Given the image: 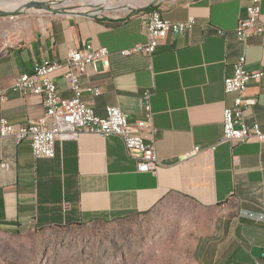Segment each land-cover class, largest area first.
I'll return each mask as SVG.
<instances>
[{
	"label": "crops",
	"instance_id": "1",
	"mask_svg": "<svg viewBox=\"0 0 264 264\" xmlns=\"http://www.w3.org/2000/svg\"><path fill=\"white\" fill-rule=\"evenodd\" d=\"M248 3L157 0L123 13L54 14L37 24L0 15V118L16 125L42 117L41 97L13 91V80L31 72L34 61H62L89 41L111 54L108 67L97 62L96 71L88 68L80 77L82 100L101 117L106 106H117L133 123L143 117L140 97L151 87L152 139L162 163L155 173L137 171L135 157L117 135L81 133L57 141L49 158L34 157L28 140L0 138V163H7L0 165V229L116 220L181 197L214 210L206 218L195 216L192 264H251L259 257L264 252V143L221 141L223 109L235 97L224 91L223 81L242 54L248 70L262 72L248 83L246 96L255 103L244 117L264 130V33L243 43L234 31ZM151 9L171 21L192 16L195 23L184 33L164 36L150 56L120 55V49L146 39L144 15ZM260 20L264 24V0ZM54 80L62 97L72 96L61 75ZM194 147L200 149L196 154L180 158Z\"/></svg>",
	"mask_w": 264,
	"mask_h": 264
},
{
	"label": "built area",
	"instance_id": "2",
	"mask_svg": "<svg viewBox=\"0 0 264 264\" xmlns=\"http://www.w3.org/2000/svg\"><path fill=\"white\" fill-rule=\"evenodd\" d=\"M143 5L130 6L126 10L133 11ZM88 14H102L100 10ZM261 0H249L245 7V16L235 27L236 36L246 43L252 35L264 33V24L260 20ZM13 13L9 14L14 18ZM195 19L189 16L183 20L171 21L163 18L160 11L151 9L144 15L143 32L146 39L136 42L118 51L126 56L141 53L150 56L160 40L167 34H181L191 29ZM223 34L222 31H218ZM111 52L105 46H94L86 41L80 47L72 49L60 61L57 59H42L33 62L31 72H24L16 76L11 89L22 94H34L41 97L45 108L42 117L26 124H12L5 118H0V138L12 137L16 143L28 140L33 156L49 158L55 153L57 141L74 139L81 133H92L100 136H119L127 151L135 157L136 168L140 172L155 173L162 163L158 158L152 139L153 111L151 98L152 88H145L140 97L143 117L130 123L127 115L117 106L105 107V116L95 114L93 108L82 100L84 88L80 77L87 74L88 68L97 70L96 63L101 62L104 67L109 65ZM61 75L68 83L72 96L62 97L55 83V76ZM262 76L260 70L250 71L246 67L245 56L240 55L233 64L232 72L223 81L224 91L235 93L233 105L223 109L221 141L232 143L256 141L264 143V130L259 123L247 122L244 111L255 103V98L246 96L248 83L258 81ZM94 94L100 93L99 87H93ZM149 131L151 136L142 131ZM211 146L210 149H213ZM200 149L194 147L182 155L184 159L196 154ZM6 167L7 163H0ZM251 264H264V252L253 260Z\"/></svg>",
	"mask_w": 264,
	"mask_h": 264
},
{
	"label": "rangeland",
	"instance_id": "3",
	"mask_svg": "<svg viewBox=\"0 0 264 264\" xmlns=\"http://www.w3.org/2000/svg\"><path fill=\"white\" fill-rule=\"evenodd\" d=\"M32 1L42 5L25 4L21 9L1 10L34 24L54 14L97 11L96 6L84 4V0ZM155 1L111 0L119 4L118 9L100 11L123 13L128 5H150ZM213 212L184 198L173 197L147 213L116 220L17 232L0 229V264H192L195 216L201 214L206 218ZM202 220L205 223L206 219Z\"/></svg>",
	"mask_w": 264,
	"mask_h": 264
},
{
	"label": "bare ground",
	"instance_id": "4",
	"mask_svg": "<svg viewBox=\"0 0 264 264\" xmlns=\"http://www.w3.org/2000/svg\"><path fill=\"white\" fill-rule=\"evenodd\" d=\"M29 1L31 0H1L0 9H5V8L6 9H21ZM84 4H87V5L92 4L97 7V10H100V9H112V10L116 9L117 10L119 7V4L111 2V0H84Z\"/></svg>",
	"mask_w": 264,
	"mask_h": 264
},
{
	"label": "water",
	"instance_id": "5",
	"mask_svg": "<svg viewBox=\"0 0 264 264\" xmlns=\"http://www.w3.org/2000/svg\"><path fill=\"white\" fill-rule=\"evenodd\" d=\"M27 5L28 6H40V5H42V2H38V1H29L28 3H27ZM3 14H7V11H5V10H1L0 9V15H3Z\"/></svg>",
	"mask_w": 264,
	"mask_h": 264
}]
</instances>
